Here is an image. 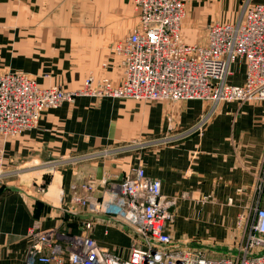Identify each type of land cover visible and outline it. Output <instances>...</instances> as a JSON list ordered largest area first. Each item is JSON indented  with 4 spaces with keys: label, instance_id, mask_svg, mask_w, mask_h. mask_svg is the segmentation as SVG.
I'll list each match as a JSON object with an SVG mask.
<instances>
[{
    "label": "crops",
    "instance_id": "0c3cea01",
    "mask_svg": "<svg viewBox=\"0 0 264 264\" xmlns=\"http://www.w3.org/2000/svg\"><path fill=\"white\" fill-rule=\"evenodd\" d=\"M185 1L180 38L202 43L207 25L236 22L247 0ZM136 25L127 0H0V75L20 72L40 87L67 90L78 89L88 75L118 84L122 69L113 46ZM236 71L228 78L231 85L243 83V64ZM209 106L198 100L76 97L43 111L35 129L1 142L7 167L110 147L123 151L103 161L2 181L0 264H27L32 227L88 234L100 248L127 258L141 242L139 235L73 197L87 194L81 186L92 182L91 195L107 201L105 183L120 181L137 166L174 202L168 230L174 247L212 256L233 253L244 236L238 217L252 218L264 199V101L221 103L202 130L184 135ZM160 138L170 140L140 147Z\"/></svg>",
    "mask_w": 264,
    "mask_h": 264
},
{
    "label": "built area",
    "instance_id": "2783aa9c",
    "mask_svg": "<svg viewBox=\"0 0 264 264\" xmlns=\"http://www.w3.org/2000/svg\"><path fill=\"white\" fill-rule=\"evenodd\" d=\"M137 25L113 53L122 69V80L114 84L105 77L88 75L81 86L40 87L33 77L20 72L0 75V143L37 127L41 113L76 97L128 99L146 103L198 100L209 108L184 135L202 130L224 102L264 101V4L247 0L234 23H211L202 43L181 40L185 0H127ZM244 66L241 85L228 78L238 60ZM160 138L140 145L165 144ZM123 149L110 147L89 153L62 156L39 163L30 160L7 167L0 154V183L23 173L105 160ZM91 182V181H90ZM107 201L91 193L94 183L81 186L87 194L73 200L91 211L113 215L139 235L127 258L100 248L88 234H70L55 229L29 228L27 264H264V199L253 208V216L240 215L236 226L243 240L229 255L212 256L197 249H164L174 241L173 200L161 194L160 182L145 176L140 167L129 169L119 183L107 181Z\"/></svg>",
    "mask_w": 264,
    "mask_h": 264
},
{
    "label": "rangeland",
    "instance_id": "374dc122",
    "mask_svg": "<svg viewBox=\"0 0 264 264\" xmlns=\"http://www.w3.org/2000/svg\"><path fill=\"white\" fill-rule=\"evenodd\" d=\"M237 63H238L237 66H236V64L232 66V70H233V71H234L235 68L237 69L236 72H238V70H239V71L242 70V61L239 59V61H237ZM162 248H164V249H168V250H171V249H177L178 247H176V246L174 247V243H172V244L167 245V246H164V247H162ZM179 248H180V247H179Z\"/></svg>",
    "mask_w": 264,
    "mask_h": 264
},
{
    "label": "water",
    "instance_id": "95a60500",
    "mask_svg": "<svg viewBox=\"0 0 264 264\" xmlns=\"http://www.w3.org/2000/svg\"><path fill=\"white\" fill-rule=\"evenodd\" d=\"M121 181V180H120ZM120 181H116L117 183H119Z\"/></svg>",
    "mask_w": 264,
    "mask_h": 264
},
{
    "label": "trees",
    "instance_id": "16d2710c",
    "mask_svg": "<svg viewBox=\"0 0 264 264\" xmlns=\"http://www.w3.org/2000/svg\"><path fill=\"white\" fill-rule=\"evenodd\" d=\"M70 233V232H69ZM70 234H72V233H70Z\"/></svg>",
    "mask_w": 264,
    "mask_h": 264
}]
</instances>
